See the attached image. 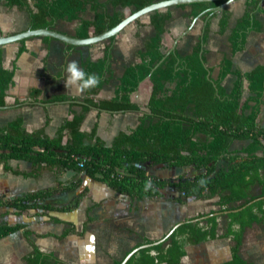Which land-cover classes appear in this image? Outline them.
Returning a JSON list of instances; mask_svg holds the SVG:
<instances>
[{
  "label": "trees",
  "instance_id": "16d2710c",
  "mask_svg": "<svg viewBox=\"0 0 264 264\" xmlns=\"http://www.w3.org/2000/svg\"><path fill=\"white\" fill-rule=\"evenodd\" d=\"M4 1L9 7L17 6L27 10L31 28L55 29L58 20L81 19L76 36L86 38L91 32L93 35L100 34L118 24L125 17L121 9L130 8L132 13L157 0H33L36 11L31 8L30 0ZM225 1H202L176 7L189 9V15L196 18ZM110 6L113 7L112 11ZM89 8L94 12V17L82 18ZM260 10V0H247L243 16L229 34L231 54L245 48L247 35L251 30H263V26L255 18L256 12ZM214 14L217 12H206L201 17ZM172 17L171 7L150 14L155 33L147 40L144 50L139 52L141 62L123 70L111 98L98 97L113 76L112 44H109L102 58L96 61L87 58L82 63L86 72L96 73L101 77V83L98 87L85 91L86 95L81 102L68 95L41 100L38 89H32L30 99L26 101L16 99V104L20 105L26 102L34 105L39 101L46 105L69 103L73 116L58 128L54 137L46 133V125L28 131L22 117L0 128V164L3 163L6 170H12L26 178H38L45 171H53L57 177L55 187L15 198L0 197V206L13 207L16 214L36 208L45 211H71L77 208L87 190L62 206L45 202L57 192L80 187L81 177L71 181L60 179L69 169L75 171L76 176L85 173L91 178L102 180L113 190L129 194L137 200L154 199L161 196L162 190L166 188H173L185 197L202 199L219 196L221 210L189 218L159 243H154L158 239L143 237L137 246L152 245L141 248L125 264H182L189 246L224 237H231L234 241L231 258L216 264H264L248 260L240 252L246 228L255 223H264V127L258 121L264 103V65L243 72L233 68L232 55H224L218 73L214 74V68L207 67L206 62L205 44L209 23L191 53L180 55L176 49L170 53L164 52L163 34ZM230 19V10L223 9L220 17L221 34L229 29ZM114 39L115 37H111L108 41L113 42ZM23 50L24 46L20 48L18 56ZM14 74L15 68L0 66V105L6 104L7 91L13 83ZM229 74L235 76L230 90L223 84ZM245 80L249 83V95L246 97ZM144 81L152 85L146 110H142L140 105L131 100V95ZM93 108L108 112L136 111L141 114L134 128L128 132H119L111 145H108L106 140L97 135V124L91 132L82 130V124ZM49 121L48 116L47 124ZM235 140H247L248 143L240 149H232ZM78 155L86 157L82 166L74 159ZM11 159L29 161L32 169L14 170L9 165ZM220 161H226L227 167H218ZM145 163L170 168L192 166L202 171L193 176L181 173L177 178L170 179L149 173ZM147 181H151V188H145ZM173 200L181 202L182 196ZM90 210L87 209V219L81 230H77L72 222L51 217L52 220L69 226L61 234H53L37 233L22 223H0V239L22 230L32 246V251L25 256L28 264H69L55 252L42 251L32 236H52L60 240L70 234L82 236L87 226L94 221L89 214ZM220 213H225L228 218L226 231L222 234L218 228ZM197 218L199 219L193 220ZM121 262L122 259L113 264Z\"/></svg>",
  "mask_w": 264,
  "mask_h": 264
},
{
  "label": "crops",
  "instance_id": "0c3cea01",
  "mask_svg": "<svg viewBox=\"0 0 264 264\" xmlns=\"http://www.w3.org/2000/svg\"><path fill=\"white\" fill-rule=\"evenodd\" d=\"M30 6L34 11L37 10L33 0H30ZM246 7L247 0H235L227 7L231 12V19L229 29L224 34L220 33V12L200 17L191 30L181 38L180 36L192 25L194 18L189 15V9L171 7L173 17L166 25L162 50L170 53L176 39L180 38L175 49L180 55L191 53L193 47L203 37L206 25L209 23L208 39L205 44L206 62L207 67L214 68V74L218 73L219 64L224 55H232L233 68L243 72L251 71L258 65H264V0H260L261 10L255 14V18L263 26V30H251L247 35L245 48L231 54L229 34L238 19L243 16ZM110 9L112 11L113 7L110 6ZM121 10L125 16L131 13L130 8ZM93 17L94 12L90 8L82 16L86 19ZM80 24L81 19L58 20L55 29L76 36ZM29 28H31L30 16L27 10L17 6L9 7L4 0L0 3V35L13 34ZM154 33L155 28L151 24L149 15L128 25L115 37L113 42L105 40L93 45L74 46L56 38L44 39L36 36L28 38L24 42L1 46L2 61L0 66L6 69L15 68V74L6 96L5 105L10 107L0 109V128L14 119L22 117L24 127L28 131H34L46 125V133L54 137L58 128L73 116L69 103L46 105L39 101L34 105L27 102L20 105L16 104V99L26 101L30 99L31 90L38 89L41 100L56 95H68L78 98L81 102L86 92L79 94L74 89L65 87L67 63L76 60L82 68L85 59L90 58L96 61L102 58L106 46L109 44H112L113 76L104 85L98 97L111 98L115 94L123 70L141 62L139 52L144 50L147 40ZM23 46L24 50L18 56L19 50ZM234 79L233 74H229L225 78L223 84L228 90L231 89ZM244 87L246 97L249 95V83L246 80ZM151 92L152 85L144 81L140 84L139 89L131 95V100L140 105L142 110H146ZM144 100H146V109L142 105ZM140 114L136 111L108 112L93 108L87 114L82 124V130L91 132L97 124V135L106 140L108 145H111L113 138L119 132H128L136 126ZM48 116L50 121L47 124ZM258 121L260 126L264 127V103ZM247 143V140H235L231 148L240 149ZM223 162L225 165L222 166L227 167L226 161H220V163ZM9 165L14 170L30 171L32 169V163L24 160L11 159ZM76 177L82 178L80 187L71 191L57 192L45 202L62 206L87 190L77 208L71 211H45L36 208L23 214H16L15 208L0 206V223H22L37 233L61 234L69 225L54 221L51 217L72 222L77 230H81L87 219V209L90 208L89 214L94 218V221L87 226L84 235L70 234L62 240L52 236H32V239L42 251L55 252L61 260L69 264H113L114 261L123 259L143 237L153 240L160 239L163 237L160 236L165 235L174 224L189 219L198 212V201L196 200L177 202L164 194L154 199L137 200L129 194L113 190L102 180L91 178L85 173L76 176V172L71 169L67 170L60 179L71 181ZM56 182L57 177L53 171H45L38 178H26L22 174L6 170L4 164H0V197L6 199L55 187ZM164 191L163 189L162 193ZM218 228H220V224ZM31 251L32 246L22 230L11 233L0 239V264H28L25 256ZM230 258L231 256L226 260ZM260 262H264V260L257 263Z\"/></svg>",
  "mask_w": 264,
  "mask_h": 264
},
{
  "label": "rangeland",
  "instance_id": "374dc122",
  "mask_svg": "<svg viewBox=\"0 0 264 264\" xmlns=\"http://www.w3.org/2000/svg\"><path fill=\"white\" fill-rule=\"evenodd\" d=\"M142 105L143 108L146 109V100L143 101ZM222 165H225V162L218 163V167H223ZM144 166L151 174L160 175L170 179L177 178L181 173L193 176L202 171L196 170L192 166L186 168H170L163 165H153L151 163H145ZM164 190L165 191L162 195H166L171 200L178 196H182L181 202H187L190 199L198 201V212L190 218L206 214L210 211L221 210V205L218 204L219 196H208L201 199L194 196L185 197L182 193L180 194L173 188H166ZM256 191L258 192V189H256ZM218 223L220 224L219 233H225L228 223V218L225 213L219 214ZM162 236L164 235H161L160 237ZM233 243L234 241L231 237H224L197 246H189L187 248L188 253L183 258L182 264H215L224 261L231 256V246ZM240 252L248 260L254 262L264 260V223H255L253 227L246 228Z\"/></svg>",
  "mask_w": 264,
  "mask_h": 264
},
{
  "label": "water",
  "instance_id": "95a60500",
  "mask_svg": "<svg viewBox=\"0 0 264 264\" xmlns=\"http://www.w3.org/2000/svg\"><path fill=\"white\" fill-rule=\"evenodd\" d=\"M202 1H217V0H157L156 2L146 5L145 7L136 10L132 13L127 14L124 19H122L118 24H116L115 26H113L112 28L100 33V34H96L93 35L91 34L89 37L86 38H79L75 35H69L63 32H60L56 29L53 28H29L25 31H21V32H16L13 34H3L0 35V46H5L7 44H11V43H15V42H20L22 40H26L28 38L31 37H51V38H56L59 39L65 43L74 45V46H87V45H93L99 42H103L105 40L110 39L111 37H117L122 30H124L128 25H130L133 22H136L138 19L144 17V16H149L152 12L157 11V10H164L166 8L169 7H173V6H178V5H182V4H191V3H195V2H202ZM235 0H226L225 2H223L222 4L218 5L217 7H213L210 8L208 10H206L205 12H203L202 14H200L199 16H197L196 18H194V20L192 21V25L189 26V28L180 36L183 37L185 36L193 27V25L195 24V22L206 12H212V13H220L222 12L223 9L227 8L231 3H233ZM180 38H177L174 45L172 46V50H174L176 48V44L178 42V40ZM171 50V51H172ZM210 70L208 73V76L210 77ZM44 104V103H42ZM10 106L8 105H0V109H5L8 108ZM253 202V201H252ZM250 202V203H252ZM197 219H193V220H198ZM188 221V219L182 220L180 222H177L176 224H174L170 230L166 233L165 237H162L160 239H158L157 241H155L154 243H159L161 241H164L168 236H170L176 228H178L180 225H182L184 222ZM151 244H143L140 246H137L135 248H133L132 250H130L122 259L121 264H125L127 263V261L137 252L139 251L141 248L150 246ZM183 261V259H182Z\"/></svg>",
  "mask_w": 264,
  "mask_h": 264
},
{
  "label": "clouds",
  "instance_id": "9594fccd",
  "mask_svg": "<svg viewBox=\"0 0 264 264\" xmlns=\"http://www.w3.org/2000/svg\"><path fill=\"white\" fill-rule=\"evenodd\" d=\"M67 76L65 78V87L74 89L77 93L83 94L85 91L96 88L101 83V77L96 73H88L80 67L76 60L67 63L65 69ZM139 167V165H137ZM203 183V181H201ZM151 181H147L145 188H151Z\"/></svg>",
  "mask_w": 264,
  "mask_h": 264
},
{
  "label": "built area",
  "instance_id": "2783aa9c",
  "mask_svg": "<svg viewBox=\"0 0 264 264\" xmlns=\"http://www.w3.org/2000/svg\"><path fill=\"white\" fill-rule=\"evenodd\" d=\"M74 159L79 161L80 165L82 166L83 164L82 162L86 160V157L83 155H80V156L78 155V156H75Z\"/></svg>",
  "mask_w": 264,
  "mask_h": 264
}]
</instances>
